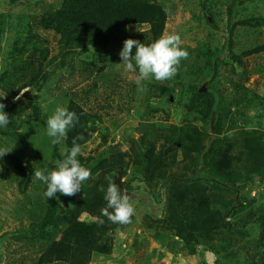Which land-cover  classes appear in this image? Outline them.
Masks as SVG:
<instances>
[{
	"label": "trees",
	"instance_id": "1",
	"mask_svg": "<svg viewBox=\"0 0 264 264\" xmlns=\"http://www.w3.org/2000/svg\"><path fill=\"white\" fill-rule=\"evenodd\" d=\"M204 8L205 21L208 22L210 13L207 7ZM28 19L27 39L12 44L0 73V95L7 94L0 103L6 105L4 111L10 118L17 108L15 113H23L25 105L34 108L35 115L40 116L38 97L33 91L48 90L51 83L57 87L74 83L75 87L80 82L89 81L106 69V55L110 48L120 52L126 39L150 45L166 35L169 21L165 6L158 0H61L57 9L47 8ZM193 20L194 25H198V19L194 17ZM241 23L259 26L257 19H246ZM4 26V20H1L0 29ZM142 28L145 29L141 31ZM227 44L229 59L218 60L209 56L214 70L205 79L213 83L214 77L220 76L221 67H230L226 78L232 92L222 96L219 88L213 86L217 81L205 87L203 92L197 85L199 81H193L196 85H189L186 102L178 103L186 112L182 124L152 128L144 122L139 135L131 138L127 147L117 143L107 146L105 155L92 167L89 166L90 158L78 155L77 159L90 170L91 177L75 196L56 193L57 199L47 200L42 195L46 185L34 182L33 174L36 170L51 171L57 166L43 163L40 150L31 147L29 152L25 137L10 133V137L20 139L15 142L16 157L10 156L13 167L21 176L19 193L25 195L27 188L35 183L40 189V194L34 197L35 208H30L37 210L35 217L29 221L26 230L21 231L25 235L20 239L29 247L38 248L34 264H92L95 257L113 254L114 239L131 225L133 215L127 224H113L101 217L104 221L101 225L94 218L100 217V210L106 207V190L116 181L119 171L125 178L120 181L123 193L132 190L131 183L137 182L154 197L156 204H161L155 190L167 189L161 217L154 219L145 215L141 220L142 230L156 231V235L167 232V236L176 239L189 256L197 255L200 247L203 256H216L224 242L226 248L223 250L228 253L225 255L229 260L240 250L235 248L238 241L250 238L259 229L261 234L256 238L257 242L250 239L242 248H245V256L251 259L250 264H264V206H254L255 198L247 199L241 195L257 177L264 179V101L243 85L248 76L243 61L264 51V45L250 47L242 43L234 49L231 40ZM51 53L54 54L48 59ZM54 62L55 67L49 72L47 67ZM234 63L241 67L243 74L236 72ZM119 73L123 72L117 68L116 76L119 77ZM233 75L238 78L237 82L232 80ZM173 79L174 85L170 87L164 82L149 84L148 96L154 95L151 99L156 103L171 99L180 75ZM26 90L30 92V100L20 96ZM90 92L91 88L85 93ZM110 94L111 91L106 96L110 97ZM17 96L20 98L15 99ZM84 100L75 101L69 97L64 106L79 117L64 139L66 149L71 150L73 139L82 135L84 139L77 143L83 150L97 128L104 129L102 116L86 109ZM15 105H18L16 109ZM145 110L147 116L157 111L148 104H145ZM252 112L254 117L246 116ZM240 122H253L259 128H241ZM9 126L1 129L3 135L7 136L8 129L14 127L11 123ZM100 136L101 144L106 146V134ZM48 142L53 158L61 159L60 155L57 156L58 144H52L51 138ZM178 151L181 152L180 159L177 158ZM58 196L71 202V207H64ZM84 215L93 221H83Z\"/></svg>",
	"mask_w": 264,
	"mask_h": 264
},
{
	"label": "rangeland",
	"instance_id": "2",
	"mask_svg": "<svg viewBox=\"0 0 264 264\" xmlns=\"http://www.w3.org/2000/svg\"><path fill=\"white\" fill-rule=\"evenodd\" d=\"M149 1L157 2V0ZM158 1L163 3L168 13L166 35L178 34L181 38L180 47L188 53V58L181 60L178 66L177 74L180 75L178 84L182 85L179 87L178 84H175V93L171 99L162 98L163 100L158 103L155 99H151L155 96H148V85L158 82L149 78L137 85L135 82L137 73H128L124 70L123 65L119 64L121 61L118 49L115 50L112 47L106 55L108 64L103 73L87 82H80L75 87H73L74 83H63L61 87L51 83L48 90L33 91V94L38 97L36 102L41 111L40 116L35 115L37 111L29 105H25L23 113L17 114L15 111L18 110V105H15V109H17L13 111V116L10 118V123L14 127L8 129L7 136L2 134L4 129H0V148L12 149L9 154L0 158V264H34L38 255L37 247H29L25 241L20 239L25 235L21 231L26 230L29 221L35 217L34 213L37 210H30V208H35L34 197L40 194V189L35 183L27 188L25 195L19 193L18 181L21 176L20 172L13 167L10 156L16 157L15 142H19L20 139L19 137H10V133L24 136L29 152H31V147L40 150L43 154V163L56 167L58 161L65 158L66 151L70 150L66 149L64 140H61L57 151V156L60 155L61 159L53 158L50 154L49 137L46 134V121L56 107H64L67 104L69 97L75 101L85 99L86 109H92L100 114L104 126V129L97 128L93 133L92 140L84 146L79 154L84 158H90L89 166L92 167L97 160L105 155L107 146L117 143L127 147L128 141L139 135L144 122L152 128L161 125L182 124L186 112L178 103L179 101L186 102L185 93L189 89V85H196L193 81H199L197 85L201 88L213 85L217 81L213 86L219 88L222 96L231 93L230 81L226 78L229 75L227 70L230 67H221L220 76L216 75L213 83H209V79H205V76H211L214 70L208 59L209 56L218 60L228 58V40L232 41L234 49L242 46V43H246L250 47L264 45V0ZM60 2L61 0H0V22L4 20L5 23V26L0 29V73L12 44L27 39L25 28L30 21L28 18L41 14L47 8L55 10L59 7ZM204 6L210 13V17L207 16L208 22L205 21ZM169 9L170 11H168ZM194 17L198 19V25H194ZM246 19H257L259 26L243 25L241 22ZM143 29L145 28H142L141 31ZM83 53L92 55L87 51ZM53 54H49L48 59ZM243 63L248 73L247 80L243 82L244 87L255 91L264 101V51L245 58ZM54 64L55 62L47 67L49 72L55 67ZM233 65L236 66L235 63ZM115 68L123 72L119 73V77L116 76ZM260 69L262 73L259 74L257 71ZM242 71L241 67L236 66V72L239 75L243 74ZM232 80L237 82L238 78L233 75ZM172 81H174L173 78L163 82L170 87L174 85ZM89 88H91V92L86 94L85 92ZM110 91V97H107L106 95ZM145 104L156 108V113L147 116ZM246 116L254 117V112ZM38 117L41 119L38 120ZM239 125L245 129L259 128L253 122L247 124L240 122ZM8 127L10 126L8 125ZM101 133H105L107 136L106 146L101 144ZM180 153V151L177 153L178 159H180ZM27 158L31 159L28 155ZM22 163L25 165L26 162ZM51 168L53 167L51 166ZM124 180V177L120 178V181ZM131 185L133 189L124 194L129 197L134 208V220L114 239L113 254L109 257H95L92 264H203L204 261L206 264H250L251 259L249 256H245V248L242 247L250 239L257 242L256 238L261 234L259 229L255 230L250 238L238 241L235 248L240 249L239 252L242 250V253L238 252L239 254L237 253L232 259L226 258L225 254L228 256V253L223 250L226 248L224 242L221 243V248L217 250L216 256L213 254L203 256L202 247L197 250V255L189 256L176 239L167 236V232L156 235L154 234L156 231L141 229V220L145 215L155 217L154 219L161 217L160 213L164 210L167 189L157 188L155 190L162 200L161 204H156L154 197L146 193L142 184L132 182ZM241 195L247 199L255 198L254 206H264V179L257 177L245 191L241 192ZM58 199L64 207H71V202H67L60 196ZM82 220L93 221L87 215H84ZM251 251L252 248L248 249V253Z\"/></svg>",
	"mask_w": 264,
	"mask_h": 264
},
{
	"label": "clouds",
	"instance_id": "3",
	"mask_svg": "<svg viewBox=\"0 0 264 264\" xmlns=\"http://www.w3.org/2000/svg\"><path fill=\"white\" fill-rule=\"evenodd\" d=\"M180 45L181 38L178 34L161 36L150 45H145L137 40L126 39L119 52L121 61L119 64L123 65L124 70L128 73H137L138 70L135 77L137 85L149 78L163 82L174 78L177 75L181 60L188 58L187 51L183 50ZM133 49H135L134 52ZM6 95H0V100L4 99ZM19 98L17 96L15 99ZM5 107V104L0 103V129H7L10 123V117L4 111ZM78 120L79 117L75 112L69 111L66 107H56L46 121V134L51 138V143L55 145L59 144L61 140L67 139L68 130L75 127ZM83 139L82 135L73 139L71 150L66 151L63 160L58 161L56 169L51 171L42 169L34 172V182L39 181L46 185V191L42 195L47 200L57 199L56 193L66 197L75 196L80 192L81 186L90 180V170L83 167L77 159L81 152V146L77 141ZM11 150L0 148V158L9 154ZM104 199L107 202L106 207L100 210V217L94 218L99 224L104 223L101 217H106L113 224L130 222L134 208L129 202V197L122 193L116 183L109 184Z\"/></svg>",
	"mask_w": 264,
	"mask_h": 264
},
{
	"label": "water",
	"instance_id": "4",
	"mask_svg": "<svg viewBox=\"0 0 264 264\" xmlns=\"http://www.w3.org/2000/svg\"><path fill=\"white\" fill-rule=\"evenodd\" d=\"M200 91H205V88L202 87V90ZM21 97L23 99H26V100H30L31 99V95L29 93V91H24L21 95ZM211 124H213V121H211ZM120 177H121V171L118 172V178L116 179L115 183L120 187V189L122 188L121 184H120ZM122 191V190H121ZM123 193V192H122ZM238 198V195L236 196V199ZM240 205V203H238V206Z\"/></svg>",
	"mask_w": 264,
	"mask_h": 264
},
{
	"label": "crops",
	"instance_id": "5",
	"mask_svg": "<svg viewBox=\"0 0 264 264\" xmlns=\"http://www.w3.org/2000/svg\"><path fill=\"white\" fill-rule=\"evenodd\" d=\"M94 259V258H93ZM93 259H92V261H93Z\"/></svg>",
	"mask_w": 264,
	"mask_h": 264
}]
</instances>
